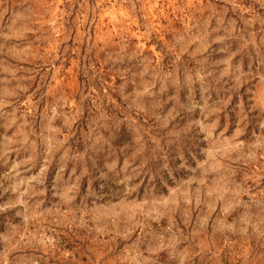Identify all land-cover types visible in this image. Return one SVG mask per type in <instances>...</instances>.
I'll return each mask as SVG.
<instances>
[{"label":"rangeland","instance_id":"obj_1","mask_svg":"<svg viewBox=\"0 0 264 264\" xmlns=\"http://www.w3.org/2000/svg\"><path fill=\"white\" fill-rule=\"evenodd\" d=\"M0 264H264V0H0Z\"/></svg>","mask_w":264,"mask_h":264}]
</instances>
